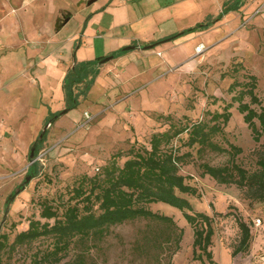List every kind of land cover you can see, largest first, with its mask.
Here are the masks:
<instances>
[{"label": "rangeland", "instance_id": "obj_1", "mask_svg": "<svg viewBox=\"0 0 264 264\" xmlns=\"http://www.w3.org/2000/svg\"><path fill=\"white\" fill-rule=\"evenodd\" d=\"M252 17L241 25L245 28L235 33L230 44L217 45L211 53L187 61L197 67L181 81L178 91L171 90L169 100L163 92L167 83L160 81L150 86L148 92L141 93L146 95L139 103L143 107L131 103L135 106L134 112L125 107L127 101L116 102L115 97L100 100L98 107L95 105L97 93L91 88L85 98L94 100V104L81 99L83 102L80 100L67 112L63 105L56 107L53 112L60 111L62 115L53 124H46L49 113L45 108L42 113L38 110L37 115L33 109L26 108L20 117H0V232L9 233L12 241L18 231L28 227L31 218L46 221L41 216L43 201L49 200L62 210L78 177L86 173L93 175L98 172L97 168L102 170L114 154H121L118 161L122 165L135 141L148 145L154 132L169 127V116L176 122L187 123L210 117L208 111H222L236 94L230 85L235 80L248 81V74L257 76L260 103H252L249 96L245 101L260 111L264 107V10L256 11ZM173 79L170 77V81ZM240 89L241 86L237 88ZM86 108L92 112L87 111L91 118L84 123ZM231 112L225 127L226 138L243 149L235 161L255 170L264 155V129L256 120L263 130L260 141L256 142L238 110V102H233ZM44 129L49 130L47 138L38 155L31 156L33 144ZM180 137L185 138L186 134ZM216 139L228 146L222 137ZM180 143L181 140L179 146ZM189 150L192 156L182 173L199 189L200 197L189 196L195 209L214 218L211 246L214 258L220 264H264V201L248 197L245 189L236 183H222L204 173V163L214 166L229 163V152L208 150L200 154L197 148L182 144L181 152ZM33 163H39L40 172L36 176L29 171ZM150 207L173 216L178 227L184 230L179 248L178 228L170 229L160 221L140 218L111 226L103 238L76 240L68 251L42 264H204L193 257V230L182 213L165 203ZM238 217L249 223L252 241L247 251L233 257L232 252L241 238ZM258 218L262 222L256 226ZM158 236L160 244L153 242ZM53 247V238H40L7 252L4 261L5 264H35V257H44Z\"/></svg>", "mask_w": 264, "mask_h": 264}, {"label": "crops", "instance_id": "obj_2", "mask_svg": "<svg viewBox=\"0 0 264 264\" xmlns=\"http://www.w3.org/2000/svg\"><path fill=\"white\" fill-rule=\"evenodd\" d=\"M226 1L0 0V117L64 107L63 82L74 61L110 55L92 86L95 105L115 97L134 112L131 103L143 107L141 93L160 81L167 83L163 92L169 100L197 67L187 64L197 57L196 46L204 44L205 55L230 44L263 0H244L209 27L196 28L217 17Z\"/></svg>", "mask_w": 264, "mask_h": 264}, {"label": "trees", "instance_id": "obj_3", "mask_svg": "<svg viewBox=\"0 0 264 264\" xmlns=\"http://www.w3.org/2000/svg\"><path fill=\"white\" fill-rule=\"evenodd\" d=\"M244 0H228L217 17L208 19L196 28H207L214 21L222 18L232 10H238ZM117 56L119 53H113ZM74 61L68 69L63 82L65 112L76 107L81 98H85L92 88L100 70V60ZM248 81L235 80L230 85L231 91H236L233 102H238V110L244 115V121L251 128L253 138L259 142L262 132L257 125L264 129V107L258 111L251 103L245 101L247 96L252 103H260L256 92L257 76L248 74ZM241 86L240 90L237 88ZM233 102L224 105L222 111H208V118L193 122H176L169 116V127L154 132L148 145L138 144L137 141L127 151V159L121 165L118 161L120 153L114 154L111 160L95 174H83L76 179L70 189V197L61 210L49 200L42 203L41 216L46 219L31 218L28 227L16 233L11 241L10 234L0 232V264H5L4 255L19 246L29 245L40 238L50 237L54 240V247L44 257H35V264H42L52 257L69 250L76 241L103 238L105 232L114 225L122 224L140 218L156 220L171 228L180 230L177 247H180L184 230L178 227L173 216L154 211L150 206L165 203L179 210L193 230V257L204 264H220L214 258L211 246L214 236V218L205 211H199L193 206L189 196L200 197L199 189L188 181L182 173L183 167L189 162L192 152H181L182 144L190 149L197 148L202 154L205 151L219 153L229 152V163L214 166L208 163L202 165L205 174L222 183H236L245 189L248 197L264 201V155L258 161V168L249 170L235 161L243 152L242 147L230 142L226 138L225 127L232 117ZM61 112L50 111L46 124H53L61 116ZM42 136L33 144L34 155H38L41 146L47 138L48 129H44ZM186 134L185 138H181ZM222 137L227 147L217 141ZM181 140L180 146L178 141ZM39 163L29 167L32 176L39 174ZM15 193L9 198L14 197ZM53 220V221H51ZM241 230L239 244L232 252L235 257L247 251L251 246L252 231L249 223L238 217ZM153 242L160 244L158 237Z\"/></svg>", "mask_w": 264, "mask_h": 264}, {"label": "built area", "instance_id": "obj_4", "mask_svg": "<svg viewBox=\"0 0 264 264\" xmlns=\"http://www.w3.org/2000/svg\"><path fill=\"white\" fill-rule=\"evenodd\" d=\"M262 10H264V0L262 1L260 7L257 9V12L262 11ZM195 49H196V56L201 57V56L204 54V52H205V50H206V47H205L204 44L201 43V44H199L198 46H196ZM90 118H91V116H90L89 112L86 111V112L84 113V120H85L84 123H87V122L89 121ZM261 222H262V220H261L260 218H258V219L255 221L256 226L260 225Z\"/></svg>", "mask_w": 264, "mask_h": 264}, {"label": "water", "instance_id": "obj_5", "mask_svg": "<svg viewBox=\"0 0 264 264\" xmlns=\"http://www.w3.org/2000/svg\"><path fill=\"white\" fill-rule=\"evenodd\" d=\"M133 46L131 47H127V48H132ZM152 45H148L146 48H151ZM111 59H113V56L110 55V56H107V57H104L103 59L100 60V63L103 64V63H106L107 61H110ZM33 153H34V148L32 150V153H31V156H33Z\"/></svg>", "mask_w": 264, "mask_h": 264}]
</instances>
